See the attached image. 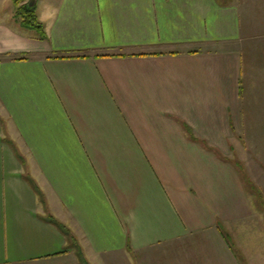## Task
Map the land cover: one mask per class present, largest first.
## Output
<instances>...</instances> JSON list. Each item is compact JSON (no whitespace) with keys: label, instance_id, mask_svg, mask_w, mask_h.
<instances>
[{"label":"crops","instance_id":"0c3cea01","mask_svg":"<svg viewBox=\"0 0 264 264\" xmlns=\"http://www.w3.org/2000/svg\"><path fill=\"white\" fill-rule=\"evenodd\" d=\"M7 16L0 264H245L225 233L264 215V0Z\"/></svg>","mask_w":264,"mask_h":264},{"label":"rangeland","instance_id":"374dc122","mask_svg":"<svg viewBox=\"0 0 264 264\" xmlns=\"http://www.w3.org/2000/svg\"><path fill=\"white\" fill-rule=\"evenodd\" d=\"M28 0L27 2H29ZM39 1V2H38ZM50 0H37V4L34 7L33 10H28L26 7H22V3L18 5L15 0H0V20L2 19L3 12L4 14H8L9 22L18 24L19 21L23 19H33V18H40V15L42 14L43 7L45 4H48ZM6 19V15L4 17ZM23 25H26L22 22ZM30 32L37 33L34 29H31ZM263 109V108H261ZM235 164L241 169V175L244 180L245 186L247 183L246 174L244 173V170L241 166H239L238 162H235ZM263 218V220H262ZM248 225V226H247ZM253 232L250 238L254 239L257 246H253L252 249L249 248V245L246 243L247 235H246V229L252 228ZM264 215L263 217L261 215H258L256 217H253L252 220L249 222L244 223L241 225V228H239V237H236L231 229H228V233L230 235L231 240L235 243L234 247L239 252V256L241 255L242 262L246 264L247 262V256L248 254H252L253 264H264ZM224 252L221 254L222 257H224ZM226 259V257L224 258Z\"/></svg>","mask_w":264,"mask_h":264},{"label":"trees","instance_id":"16d2710c","mask_svg":"<svg viewBox=\"0 0 264 264\" xmlns=\"http://www.w3.org/2000/svg\"><path fill=\"white\" fill-rule=\"evenodd\" d=\"M15 1H16V3H17L18 5H20V4L22 3V7H26L28 10H33L34 7L36 6V5H35L34 7H29V3H30L31 0H30L29 2H27L28 0H15ZM36 4H37V3H36ZM34 20H36V18L28 19V21H29L31 24H36V23L34 22ZM63 229H64V228H63ZM225 236H226L228 242L234 247V244L232 243L230 236H228L227 233H225ZM234 249H235V247H234ZM235 251H236L237 254L239 255V252H238L236 249H235ZM239 257H240L241 260H242L243 257H241V255H240Z\"/></svg>","mask_w":264,"mask_h":264},{"label":"water","instance_id":"95a60500","mask_svg":"<svg viewBox=\"0 0 264 264\" xmlns=\"http://www.w3.org/2000/svg\"><path fill=\"white\" fill-rule=\"evenodd\" d=\"M37 3V0H31L29 3V7H34Z\"/></svg>","mask_w":264,"mask_h":264}]
</instances>
